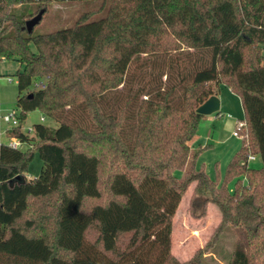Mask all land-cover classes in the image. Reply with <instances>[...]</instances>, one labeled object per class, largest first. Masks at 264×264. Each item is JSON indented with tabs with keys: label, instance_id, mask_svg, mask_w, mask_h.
<instances>
[{
	"label": "trees",
	"instance_id": "16d2710c",
	"mask_svg": "<svg viewBox=\"0 0 264 264\" xmlns=\"http://www.w3.org/2000/svg\"><path fill=\"white\" fill-rule=\"evenodd\" d=\"M60 3L0 0V61L21 65L7 135L23 142L0 136V264H203L211 242L188 260L172 250L192 184L191 213L213 202L217 232L236 229L228 264H264V0H99L68 26L28 31ZM221 84L246 125L212 178L190 142ZM36 109L57 126L22 130ZM36 150L42 169L28 178Z\"/></svg>",
	"mask_w": 264,
	"mask_h": 264
},
{
	"label": "rangeland",
	"instance_id": "374dc122",
	"mask_svg": "<svg viewBox=\"0 0 264 264\" xmlns=\"http://www.w3.org/2000/svg\"><path fill=\"white\" fill-rule=\"evenodd\" d=\"M97 3H99V0L61 2L60 5H50L49 10L43 15L41 21L35 25L34 29L38 32H45L68 26L75 20L81 10L90 8ZM36 6H38L37 3H27L20 10L29 9L32 11ZM32 46L34 47V44ZM20 68V62L16 59L0 61V115L13 110L18 112V114L20 113L16 107L18 94L17 71ZM218 96L221 101V113L232 114L239 118L244 117L240 97L232 92L227 85H220ZM42 116V112L39 109L28 112L21 123L22 130L29 131L35 123L57 126V122L53 118L45 117L42 119ZM205 119L199 133L193 139V143L197 146L200 143L207 142L210 130L212 131L219 124V120L209 121ZM0 127L1 140L7 142L9 140L7 129L13 126L0 119ZM231 132L230 129L226 128L221 134L222 140L227 142L234 141L235 138ZM33 135L34 133L31 136ZM250 164L254 167H260L263 162L260 157H257L256 160H251ZM42 165L43 161L36 150L33 159L29 163L28 178L37 177L41 172ZM213 171V167L207 170L211 174H213ZM181 173V171L178 172V174ZM193 186L192 184L189 187L174 217L172 250L180 259L188 260L200 248L206 247L211 242L213 243L212 247L206 250L203 255V264H228L237 236L236 229L233 226H227L219 233L217 232L221 221V212L213 202L208 204L207 213L203 217L194 216L189 209ZM230 187L233 188V183H231Z\"/></svg>",
	"mask_w": 264,
	"mask_h": 264
},
{
	"label": "crops",
	"instance_id": "0c3cea01",
	"mask_svg": "<svg viewBox=\"0 0 264 264\" xmlns=\"http://www.w3.org/2000/svg\"><path fill=\"white\" fill-rule=\"evenodd\" d=\"M240 100H241V98H240ZM226 115H227L226 113H221L220 115H218L216 113H214L212 115H205L201 120L197 134L199 133L200 128L203 125L204 118H206L209 121L219 120V124L216 125L212 131L210 130V134H209L210 136H208L207 142L200 143L197 146L196 144L193 143V139L195 137L190 142L192 149L203 148L201 154L198 157L197 162H198V165L204 164L206 167V170H209V168L213 167V170H214L213 174L209 173V175L212 178H216L218 174H221L222 176L224 175L225 170H226L230 160L232 159L234 154L237 152V150L242 145V139L240 137L233 135V129L235 127V120L240 119V118L235 117L232 114H230L232 116V118H226L225 117ZM210 116H212V117H210ZM226 128H228L232 131L231 133H232L233 137L235 138L234 141L227 142V141L222 140L221 134L223 131L226 130ZM197 134H196V136H197ZM255 156H256V158L253 160H256L258 157L256 154H255ZM177 257H179V256H177Z\"/></svg>",
	"mask_w": 264,
	"mask_h": 264
},
{
	"label": "built area",
	"instance_id": "2783aa9c",
	"mask_svg": "<svg viewBox=\"0 0 264 264\" xmlns=\"http://www.w3.org/2000/svg\"><path fill=\"white\" fill-rule=\"evenodd\" d=\"M27 1H33V2H43V3H57V2H74V1H81V0H27ZM37 85H44L42 82L37 83ZM226 118H232V116L230 114H227L225 116ZM0 119H2L3 121H5L8 124H11L12 126H18L20 124V118H19V114L18 112H16L15 110H13L12 112H8V113H3L0 115ZM42 119H44V117L42 116ZM246 125L245 121L243 119H236L235 120V127L233 129V135L240 137L241 138V134H240V130ZM32 128L29 129V131H31ZM9 145L15 147V148H19L22 147L23 142L16 138V137H11L8 140ZM256 156L253 154L249 155V159L253 160L255 159Z\"/></svg>",
	"mask_w": 264,
	"mask_h": 264
},
{
	"label": "water",
	"instance_id": "95a60500",
	"mask_svg": "<svg viewBox=\"0 0 264 264\" xmlns=\"http://www.w3.org/2000/svg\"><path fill=\"white\" fill-rule=\"evenodd\" d=\"M45 9H42L37 15L29 19L26 23V27L29 32H32L35 25L38 24L43 18ZM221 109V101L217 94L211 95L205 102H203L197 108V112L203 115H211L217 113Z\"/></svg>",
	"mask_w": 264,
	"mask_h": 264
}]
</instances>
